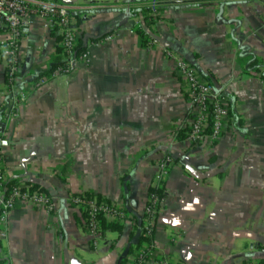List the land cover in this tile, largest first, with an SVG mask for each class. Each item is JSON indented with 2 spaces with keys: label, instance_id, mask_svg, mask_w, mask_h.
<instances>
[{
  "label": "crops",
  "instance_id": "1",
  "mask_svg": "<svg viewBox=\"0 0 264 264\" xmlns=\"http://www.w3.org/2000/svg\"><path fill=\"white\" fill-rule=\"evenodd\" d=\"M62 1L74 7L75 27L87 39L86 62L36 87L58 42L33 17L20 42L17 78L27 96L9 111L0 52L6 177L38 185L54 203L52 210L17 205L0 257L11 264H120L139 242L148 188L168 156L147 264H261L264 0H163L159 21L143 30L158 39L153 48L136 28L145 0ZM164 48L223 93L229 122L218 141L193 147L174 136L190 117ZM81 193L123 210L121 230L105 231L94 245L70 206Z\"/></svg>",
  "mask_w": 264,
  "mask_h": 264
},
{
  "label": "built area",
  "instance_id": "2",
  "mask_svg": "<svg viewBox=\"0 0 264 264\" xmlns=\"http://www.w3.org/2000/svg\"><path fill=\"white\" fill-rule=\"evenodd\" d=\"M162 4L163 0H145L143 6L145 14L139 15L141 17L136 24L139 32L149 30L159 21ZM74 12V7L62 0H0V35L4 36L0 40V52L6 59L7 94L12 96L10 104H7L9 111H15L17 105L27 96L22 85L18 84L17 78L21 69L20 42L33 17L41 19L46 28L55 30L60 37L58 46H61L65 54L64 65L39 78L35 82L36 87L60 75L70 74L77 64L87 61V51L78 57L74 54L80 35L75 27ZM145 44L147 48L158 47L159 41L155 36L146 35ZM163 54L167 60L173 62L174 74L184 88L190 117L184 127L185 141L193 147L200 146L206 139L211 143L218 141L225 134L229 122V108L223 93L202 78L183 57L166 48L163 49ZM174 136L177 137V133ZM171 163L172 160L168 156L159 161L157 172L151 182L152 187L159 183L160 186L165 181ZM7 183L0 139V241L6 238L5 225L9 214L17 205L41 207L46 210L54 208L53 200L47 194L24 191L23 184L7 186ZM162 202L163 197L148 194L140 222L141 232L148 242L132 252L127 264H147L154 255V227ZM70 206L77 215L81 217L85 215L84 230L92 237L94 245L101 236L99 228L101 218L106 222L124 221L127 218L125 212L116 206L97 203L94 198L82 193L71 196ZM260 253L264 257V248ZM261 264H264V260Z\"/></svg>",
  "mask_w": 264,
  "mask_h": 264
},
{
  "label": "trees",
  "instance_id": "3",
  "mask_svg": "<svg viewBox=\"0 0 264 264\" xmlns=\"http://www.w3.org/2000/svg\"><path fill=\"white\" fill-rule=\"evenodd\" d=\"M139 15L143 16L145 14V10L144 9H139L138 10ZM55 30H52V32H54ZM141 37L143 38V42H146V38L143 34V32H140ZM60 40V37L57 36V42ZM86 41L87 39L84 38L81 35H79V39L77 41V46L74 50V54L76 57H78L80 54H82L83 52H85L87 50V46H86ZM95 41V40H94ZM65 58V54L63 53V49L61 48V46L56 47V56L55 59L53 60V64L51 65V67L43 74L37 76L35 78V80H38L39 78L43 77V76H47L48 74H50L51 72H53L54 69L61 67L64 65L63 59ZM185 131H180L177 134V138L178 139H183L185 138ZM19 184L16 180H9L7 183V186H13V185H17ZM160 184V183H159ZM159 184L157 186L152 187L151 185L148 188V194H152L155 195L157 197H163L164 196V184L165 181L163 183H161V185L159 186ZM25 189L24 191H28V192H41V193H45L43 191L42 188H40L38 185L36 184H32V183H27L24 185ZM87 197H91L94 198L96 200L97 203H103V204H107L109 205L110 203L108 201H106L105 199H103L102 197L98 196V195H92V194H84ZM126 214V213H125ZM85 215L82 217L84 218ZM123 221H119V220H112L111 222H106L103 218H101L100 222H99V228H100V233H104L105 231H112V232H119L121 230ZM142 226V225H141ZM148 242V239L143 236V232H141V236L139 238V242L136 246H134V248H129L128 253H127V257L123 260H121L120 264H127L130 255L134 251L138 248H140L141 246H143L144 244H146ZM0 264H11L10 261L7 258H1L0 257Z\"/></svg>",
  "mask_w": 264,
  "mask_h": 264
},
{
  "label": "rangeland",
  "instance_id": "4",
  "mask_svg": "<svg viewBox=\"0 0 264 264\" xmlns=\"http://www.w3.org/2000/svg\"><path fill=\"white\" fill-rule=\"evenodd\" d=\"M91 0H78V3H85V2H90ZM2 242L4 241L3 239L1 240Z\"/></svg>",
  "mask_w": 264,
  "mask_h": 264
}]
</instances>
